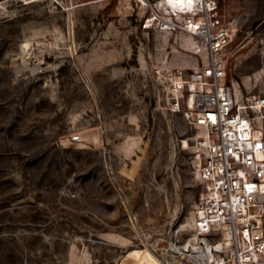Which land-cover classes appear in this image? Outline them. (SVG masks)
Returning <instances> with one entry per match:
<instances>
[{"label":"rangeland","instance_id":"obj_1","mask_svg":"<svg viewBox=\"0 0 264 264\" xmlns=\"http://www.w3.org/2000/svg\"><path fill=\"white\" fill-rule=\"evenodd\" d=\"M218 4L237 28L227 81L264 89V0ZM149 11L0 0V264H161L146 245L189 221L193 130L157 111L152 73L161 46L169 66L201 57L183 32L142 29Z\"/></svg>","mask_w":264,"mask_h":264},{"label":"built area","instance_id":"obj_2","mask_svg":"<svg viewBox=\"0 0 264 264\" xmlns=\"http://www.w3.org/2000/svg\"><path fill=\"white\" fill-rule=\"evenodd\" d=\"M138 1L150 10L142 29L183 32L201 57L189 68L153 64L156 107L193 130L178 146L191 152L203 189L189 221L146 246L161 264H264V135L256 124L264 89L227 81L236 23L220 14L218 0Z\"/></svg>","mask_w":264,"mask_h":264},{"label":"crops","instance_id":"obj_3","mask_svg":"<svg viewBox=\"0 0 264 264\" xmlns=\"http://www.w3.org/2000/svg\"><path fill=\"white\" fill-rule=\"evenodd\" d=\"M160 50H161V52H160V55H159V59H157L156 63H157V64H159V62H162V63H164V64L168 63V60H167L166 58H164V56H165L166 53H164V51H163V46H161ZM154 101H155V104H156V99H155V97H154ZM155 108H156L157 111H159L161 114H164V116H168V115L172 116V114H171L170 112H168V111H162V110H161L160 108H158V107H155ZM174 117H175V118H180V119L182 120V118H181L180 116L175 115ZM182 121L184 122V120H182Z\"/></svg>","mask_w":264,"mask_h":264},{"label":"bare ground","instance_id":"obj_4","mask_svg":"<svg viewBox=\"0 0 264 264\" xmlns=\"http://www.w3.org/2000/svg\"><path fill=\"white\" fill-rule=\"evenodd\" d=\"M259 118H261V117H259Z\"/></svg>","mask_w":264,"mask_h":264}]
</instances>
